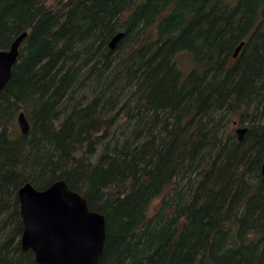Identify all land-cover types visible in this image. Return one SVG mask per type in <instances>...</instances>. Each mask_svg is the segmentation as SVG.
<instances>
[{
    "label": "trees",
    "instance_id": "trees-1",
    "mask_svg": "<svg viewBox=\"0 0 264 264\" xmlns=\"http://www.w3.org/2000/svg\"><path fill=\"white\" fill-rule=\"evenodd\" d=\"M24 31L0 89V264H37L17 191L57 180L104 216L99 264H264V0H0V50Z\"/></svg>",
    "mask_w": 264,
    "mask_h": 264
},
{
    "label": "water",
    "instance_id": "water-1",
    "mask_svg": "<svg viewBox=\"0 0 264 264\" xmlns=\"http://www.w3.org/2000/svg\"><path fill=\"white\" fill-rule=\"evenodd\" d=\"M122 36L114 35L109 48L113 49ZM26 37L24 31L7 49L0 50V89L8 83ZM242 45L234 50L233 58ZM16 122L21 134L28 133L30 127L23 112L18 113ZM245 131L237 130L239 140ZM260 174L264 183V162ZM17 199L23 225L21 249L31 251L37 264H99L105 244V218L90 211L85 199L64 181L57 180L43 190L24 183L17 191Z\"/></svg>",
    "mask_w": 264,
    "mask_h": 264
},
{
    "label": "rangeland",
    "instance_id": "rangeland-1",
    "mask_svg": "<svg viewBox=\"0 0 264 264\" xmlns=\"http://www.w3.org/2000/svg\"><path fill=\"white\" fill-rule=\"evenodd\" d=\"M178 63L183 73H187V71L189 70L191 66L188 56L185 54H181L178 57ZM240 127L242 126H235V129L240 128Z\"/></svg>",
    "mask_w": 264,
    "mask_h": 264
},
{
    "label": "bare ground",
    "instance_id": "bare-ground-1",
    "mask_svg": "<svg viewBox=\"0 0 264 264\" xmlns=\"http://www.w3.org/2000/svg\"><path fill=\"white\" fill-rule=\"evenodd\" d=\"M238 129H245V128H241V127H240V128H237V130H238ZM237 130H236V135H237ZM237 139H238V135H237ZM238 140H239V139H238ZM36 190H37V189H36ZM19 212H20V211H19ZM22 226H23V225H22ZM22 230H23V229H22Z\"/></svg>",
    "mask_w": 264,
    "mask_h": 264
}]
</instances>
